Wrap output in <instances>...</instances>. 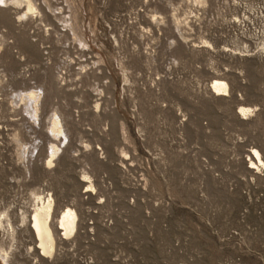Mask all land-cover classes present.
<instances>
[{
    "label": "rangeland",
    "instance_id": "1",
    "mask_svg": "<svg viewBox=\"0 0 264 264\" xmlns=\"http://www.w3.org/2000/svg\"><path fill=\"white\" fill-rule=\"evenodd\" d=\"M0 1V191L8 196L30 171L57 202L73 201L93 224L110 220L89 247L94 264H264V171L249 197L230 191L228 206L185 196L200 166L239 169L253 148L264 168V0H32L38 15L24 17L22 5ZM163 78L176 83L157 87ZM213 78L228 84L224 100L207 93ZM33 90L37 114L24 99ZM240 107L253 113L238 122ZM51 113L67 135L49 170ZM18 140L26 161L14 153ZM86 182L92 194L79 204ZM15 236L19 252L5 264H41L24 252L27 233Z\"/></svg>",
    "mask_w": 264,
    "mask_h": 264
},
{
    "label": "bare ground",
    "instance_id": "2",
    "mask_svg": "<svg viewBox=\"0 0 264 264\" xmlns=\"http://www.w3.org/2000/svg\"><path fill=\"white\" fill-rule=\"evenodd\" d=\"M204 1L205 0H192V2H195V4L196 3L202 4ZM163 2L164 1L160 0L161 4L165 3V2L164 3ZM13 4L23 6V9L25 10V13L22 15L23 17H24V15H28V14H32V15L37 14L38 15V10L35 7L32 0H13ZM202 5H204V4H202ZM160 6H162V5H160ZM164 6H165V4L163 5V7ZM22 16L20 18H22ZM161 20L162 19H160L159 22H161ZM44 33H45V31H44ZM184 41H186V37H185ZM182 44H186V43L182 42ZM183 46L186 47L185 45H183ZM186 49H187V47H186ZM136 50L137 49L135 47H134V49L129 48L128 54L133 59L139 60V58H138L139 53ZM61 73L62 72H60V76L62 79ZM162 82H163V84H162ZM175 83H176V81L173 82L171 80H167V79L163 78V79L158 80L156 85L158 87L159 85L161 86V84H162L163 88H165V89L169 88L170 89V87L175 85ZM210 84H211V89L213 90V92L216 95L219 96L222 94H228V84L226 83V81H223L221 78H213V80L210 81ZM143 91H144L143 94H146V93H148L146 91H149V90H143ZM170 91H172V89ZM40 93H42V92L40 91ZM26 95H27V97L24 99L27 101V103L28 102L29 103L34 102V105L32 107L34 112H32V113L37 114L36 111L38 110L37 107H38V100H39L38 92H35L34 90L28 91V93ZM23 96H25V95H23ZM202 100L205 103L207 101V99H202ZM25 102H23V103H25ZM198 103L199 102H196L195 104L192 103V104L188 105V108L191 109V107L193 108L194 106L202 105V104H200L201 102L199 104ZM210 103L212 105L215 104V106H218V104L220 102L213 101ZM205 105H207V104H205ZM205 105H203L202 107L205 108ZM94 108L96 109L97 106H95ZM164 111L167 114V110L164 109ZM190 111H192V109ZM239 112L241 113V115H247V113L249 112V108L248 107H240ZM191 114L193 115L194 113H191ZM261 116H262V113H260L259 116H256V118L258 119ZM33 119L36 120L37 117L34 116ZM63 120H64V118L58 117L55 113L52 114V116L49 118V122H48L47 127H46V129H47L46 132L48 133L49 137H46V139H47V141H46L47 144L45 146L46 147V155H45V158L43 160L44 166L46 168H49L52 165V163L54 162V158L57 156V154L60 151V146L64 143V141H66V135L67 134L65 133V130H64V128H66V126L64 125ZM34 124L36 125V121L33 122V125ZM198 124L200 126V129L202 131H204V129L206 128L205 125H203L202 123L200 124L199 121H198ZM260 125H264V124H260ZM13 137H16V140L21 139V137L18 138V134H14ZM56 141H59V142H56ZM17 144H18V148L15 149L17 159L26 161V158H25L26 155H24L25 150H26V147H25L26 142H23L22 140H18ZM35 148L33 146H31V149H35ZM40 151H41V153L43 152V148L41 146H40ZM34 152H35V150L30 154L31 157H34ZM252 152H253V162L249 161L248 164L251 166L252 165L255 166L257 164L263 165V161L261 159L260 152L257 149H253ZM37 155H39V154H37ZM98 156H99V154H98ZM37 157L38 156H35L34 159L36 160ZM83 178L89 179V177L86 175H83ZM24 179H25L24 182L27 184L26 191H29L33 195L35 202L33 204L32 210L29 212L28 215H26L27 214L26 212H23L19 215L20 216V218H19L20 223L22 226H25V224H26V226L28 225V231L30 232V234L32 236L33 243H34V247L31 249L36 250V252L38 254L40 253L41 255H43L45 257H52V255L55 254L60 249L59 247H61V244H62L60 239H59L58 232L60 231L62 233L61 235L64 238H69L70 236H72V234L74 233V231L77 227L76 220H77L78 216H77L76 211L74 210V206H76V205H74V206L64 205V206L60 207L59 206L60 204L58 202L55 203V205H54V201L50 196H47L46 198H40L39 195L36 194L37 190L35 189V186L37 184H39V182L34 183V178L32 176V172L29 171L28 173H26ZM212 181L217 183L216 179L212 180ZM13 182H16V181H13ZM7 187L10 190V192L8 193V194H10V196H6V192L0 191V234H2L3 239L5 237L7 240V242L5 241L4 243H0V261H2L4 264H5V262L6 263L8 262V259L11 256L13 257L14 251L16 250V243L14 242V241H16V238L14 236L16 234V227L14 226V224L12 222V217H13L15 210L10 209L9 205L11 204V202H7L6 204L4 203L5 202L4 198L12 197V199H13L15 197H20L19 190H17L15 188V184L10 183L7 185ZM88 188H90V189L93 188V185L91 184V182H90V185H88ZM11 192H13V193H11ZM75 199H77L79 204H80L81 198L77 194H75ZM72 200H74V199H72ZM64 201L67 202L66 200H64ZM72 202L73 201H71V203ZM58 229H59V231H58ZM77 239H78V237H76V236L72 238L73 242ZM55 256H57V255H55ZM55 256H54V258H57ZM53 262L51 261V263H48V264H54Z\"/></svg>",
    "mask_w": 264,
    "mask_h": 264
},
{
    "label": "built area",
    "instance_id": "3",
    "mask_svg": "<svg viewBox=\"0 0 264 264\" xmlns=\"http://www.w3.org/2000/svg\"><path fill=\"white\" fill-rule=\"evenodd\" d=\"M236 2L237 1L235 0L234 5H237ZM233 26L238 28L240 30V33H244V32H241V31L245 30V26H246L243 21L237 20ZM207 93L211 96V98L216 99L218 101L224 100L225 99L224 97L228 96L227 94H222L219 96L216 95L213 92V90L211 89V84H209ZM250 112L253 113V110L250 111V109H249L248 113H250ZM237 114L240 117V119H237V117H236V120L238 122L245 121L244 118L247 115H241V113L239 112V108L237 109ZM250 121H253V118ZM203 125H205V127H206V124H203ZM207 127L205 129H207ZM0 141H1V139H0ZM0 149H1V145H0ZM252 151H253V148H251V150L248 152L249 154H248V159L246 161V165L244 167L239 168V169L228 168L225 170H223V169L219 170V169H216L214 167L205 166V165L198 167L197 168L198 171L196 172V174H198L200 183L197 184L198 182H196L195 184L192 183V184H186L185 185V186L189 187V189H186V194H185L186 198H190V199H188L189 203L192 204L195 201H197V202H202V203L205 202V203L213 204V205L228 206V205H231V200L229 199V194H231L230 191L237 193L238 196H241V197L247 196V195L249 197V191L253 190L254 186L256 185L254 179L260 180V177L263 176V171H264L263 165L257 164L255 166H253V165L251 166L248 164L249 161L253 162V152ZM14 153H15V151H14ZM0 164H2L3 166L5 165V163L2 162L1 159H0ZM44 168L49 169V170H50V168L52 169L51 166L49 168H46V167H44ZM189 170L191 171L190 168H189ZM240 174H242V176H240ZM246 176H248L247 180H244V182L242 183V181L240 180V177H246ZM215 179L217 180V183L212 181ZM13 184H15V188L17 190H19L20 197H15L13 199H12V197L4 198V200H5L4 203L6 204L7 202H11L9 207H10V209L15 210L13 217H12V220L15 218L18 219L20 227L23 228L22 230H19V226L15 225L13 223L14 226L16 227V234L15 235H17L19 233H20V235H22L24 232L25 234L27 233V235L30 237V243L27 244V246L25 247V250H24V252L27 255L33 256L34 254H36L39 263H45V264L51 263V261L52 262L54 261L53 262L54 264H94L93 262H97L95 257L92 256L89 247L92 244V242L96 236L97 229L99 228L98 225L104 229H112L113 224L111 223L110 220H108V221L102 220V222H100V224H98V223L93 224L90 221L91 220L90 218H89V220H87V218H85V217H91V214H86L87 212L86 213L84 212L83 215L82 214L80 215L78 213V211L76 210V208L74 207V210L76 211L77 216H78V218L76 220L77 227H76L74 233L69 238H64L61 235L62 233L58 229L59 239L62 243V244L60 243L61 247H59L60 249L55 254H53L52 257H45V256L41 255L40 253L38 254L36 252V250L31 249L34 247V243L32 240V236H31L30 232L28 231V225L26 226V224H25V226H22L20 223V219H19L20 218L19 215L21 213L26 212L27 213L26 215L29 214V212L32 210L35 199L29 191H26L27 184L25 182H23V183L13 182ZM86 184H87V186L83 187V189L80 192L79 197L82 195L92 194L91 191H89L88 189H85V188H88V185H90V182L89 183L86 182ZM35 189L37 190L36 194H38L40 198H46L47 196H50L54 201V205H55V203H57L56 197L54 196V194H53L48 183L41 182L35 186ZM199 190H200V195L197 198L194 197L193 195L195 194V192H199ZM210 190H213V191L211 192ZM203 191H205V194ZM209 191L211 192V194L213 196V198H211V199L208 198V195H211V194H209L210 193ZM11 193H13V192H11ZM218 195H221L225 198L220 196L221 198L218 199ZM8 196H10V194H8ZM18 199H20L22 201L21 202L22 206L18 205L19 204ZM62 202L67 203L66 205H68V206H72L70 202H65V201H62ZM62 202L58 201L59 204H61ZM159 203H161V202H159ZM60 207H62V206H60ZM226 216L227 215L225 214L224 217H226ZM149 219H152L153 221L156 220L154 218H149ZM227 233H228L227 231H223L221 238H223L224 235ZM232 235H233V239H235L236 237L239 238L238 233H233ZM232 235H230V238L232 237ZM75 236L78 237V239L73 242L72 238ZM16 237L17 236H15V238ZM239 240H240V238H239ZM14 242L16 243V250L14 251V254H16L17 252H19V247H18L19 245H18L17 240ZM227 245L231 246V245H229V243H227ZM229 248L231 249V247H229ZM79 252L81 253V255H83V253H86L87 254L86 256H88V257L83 258V259L80 257V259L77 260V254H79ZM55 255H57V256H55ZM54 256L57 258H54ZM67 257H69V258L72 257V259L69 260L68 262H65V263L61 262V261H63L62 260L63 258H67ZM33 260H35V259L34 258L32 259L31 264L35 263V262H33ZM35 261L37 262V259ZM113 262H114L113 264H129L128 261H125L122 263H119L117 261H113Z\"/></svg>",
    "mask_w": 264,
    "mask_h": 264
}]
</instances>
